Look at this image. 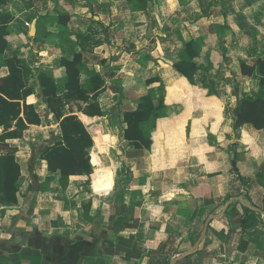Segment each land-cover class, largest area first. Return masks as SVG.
<instances>
[{"label":"crops","instance_id":"obj_1","mask_svg":"<svg viewBox=\"0 0 264 264\" xmlns=\"http://www.w3.org/2000/svg\"><path fill=\"white\" fill-rule=\"evenodd\" d=\"M139 1L136 8L125 0L0 5V16H11L0 84L5 61L18 58L31 88L25 103L40 121L20 137H5L16 119L0 124V158L14 150L20 168L17 203L0 205V264H170L193 251L229 200L264 211V131L233 130L237 95L264 97L257 69L246 77L240 67L264 60V0ZM60 16H69L65 27ZM189 40L199 51L195 85L172 69ZM76 50L81 84L93 74L104 81L97 98L104 117L90 132V183L86 176L61 182L40 159L59 122L38 76L51 75L62 95L61 62ZM155 77L166 83L167 110L150 132V149L138 150L121 138L123 113L158 88L145 85ZM61 115H78L75 102ZM175 264H264L262 215L232 201Z\"/></svg>","mask_w":264,"mask_h":264},{"label":"trees","instance_id":"obj_2","mask_svg":"<svg viewBox=\"0 0 264 264\" xmlns=\"http://www.w3.org/2000/svg\"><path fill=\"white\" fill-rule=\"evenodd\" d=\"M66 0H55L62 2ZM136 6L143 1L125 0ZM6 0H0V5ZM10 14L0 16V56L7 48L6 37L9 35ZM57 21L63 27L69 21V16H60ZM199 51L194 41L185 43L184 51L178 62L173 64V71L186 79L189 84H194L197 65L194 59ZM9 74L0 84V124L9 127L7 121L16 119V129L5 137H20L29 125H39V116L32 105H27L25 99L31 95V88H26L24 72L26 67L18 58L5 61ZM82 55L77 50L71 60H63L61 66L65 70V92L57 95L54 79L51 75L38 76L41 94L48 111L59 122V131L55 143L46 147L40 156L46 164L47 171L58 174L62 181H67L71 176H86L87 183L93 181V170L90 166L88 150L93 146L95 139L90 135L95 123L101 121L104 113L97 98L103 89L104 81L98 74H93L85 84H81ZM241 74L251 77L256 68L260 75V85L264 86V60L257 59L253 66L240 63ZM158 84V88H149L147 94L142 96L133 111L123 113L121 138L129 142L134 148L149 150L152 144L150 132L155 127L156 120L163 118L167 106L164 103L166 83L155 77L145 81L147 87ZM75 102L78 115L62 117L61 108ZM22 115V117H20ZM243 124H251L255 130L264 131V97L250 98L237 95V109L233 117V130ZM4 137L0 140L3 142ZM6 148V147H4ZM97 177L99 172H96ZM20 177V168L14 156V150H8L0 158V205H15L17 203V181Z\"/></svg>","mask_w":264,"mask_h":264},{"label":"water","instance_id":"obj_3","mask_svg":"<svg viewBox=\"0 0 264 264\" xmlns=\"http://www.w3.org/2000/svg\"><path fill=\"white\" fill-rule=\"evenodd\" d=\"M34 33H35V24H32L31 29H30V36H33ZM234 200H238V201H240V202H241V203H242L247 209H249V210H253V211H256V212L260 213V214L262 215V221L264 222V211H260V210L254 208V207H251V206L248 205L244 200H242L240 197H237V198H234V199H232V200H229V201L224 205V207L222 208L221 212H220L217 216H214V217H211V218H219V217H221V216L225 213V211L227 210V208L229 207V205L232 203V201H234ZM211 218H209V219L207 220V222L205 223L204 228H203V231H202V233H201V236H200L199 240L196 242L193 251L196 250V248H197V246L199 245L200 241L204 238L205 233H206L207 224H208V222H209V220H210ZM193 251H192V252H193ZM192 252H189V253H187V254H182V255L177 256L176 258H174V259H172V260L170 261V264H175L177 261H179V260L185 258L186 256L190 255Z\"/></svg>","mask_w":264,"mask_h":264},{"label":"rangeland","instance_id":"obj_4","mask_svg":"<svg viewBox=\"0 0 264 264\" xmlns=\"http://www.w3.org/2000/svg\"><path fill=\"white\" fill-rule=\"evenodd\" d=\"M38 1H39V0H38ZM35 2H36V0H35ZM176 113H177V112H176ZM99 127H100V128H104V125H103V123H102V124H100V125H99Z\"/></svg>","mask_w":264,"mask_h":264}]
</instances>
